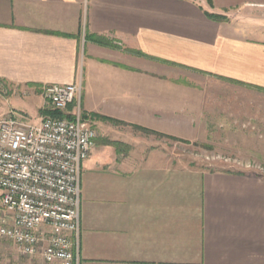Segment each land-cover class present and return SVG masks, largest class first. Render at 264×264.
Wrapping results in <instances>:
<instances>
[{"label":"crops","instance_id":"crops-1","mask_svg":"<svg viewBox=\"0 0 264 264\" xmlns=\"http://www.w3.org/2000/svg\"><path fill=\"white\" fill-rule=\"evenodd\" d=\"M178 69L201 96H264V0H0V94L81 82L98 131L79 264H264V180L179 165L140 131H184Z\"/></svg>","mask_w":264,"mask_h":264},{"label":"built area","instance_id":"built-area-1","mask_svg":"<svg viewBox=\"0 0 264 264\" xmlns=\"http://www.w3.org/2000/svg\"><path fill=\"white\" fill-rule=\"evenodd\" d=\"M83 85H48L42 97L52 111L26 122L10 110L0 116V241L19 256L45 264H79L81 172L98 131L81 108Z\"/></svg>","mask_w":264,"mask_h":264},{"label":"rangeland","instance_id":"rangeland-1","mask_svg":"<svg viewBox=\"0 0 264 264\" xmlns=\"http://www.w3.org/2000/svg\"><path fill=\"white\" fill-rule=\"evenodd\" d=\"M177 77L187 85L179 88L178 96H186L191 100L186 105L194 106L179 111V128L184 131L177 137L144 129L142 134L182 159L179 165L205 172L250 173L264 180V96H201L202 75L178 69ZM9 95L0 94V116L14 110L32 124L39 121L42 110H50L42 96ZM2 242L8 255H0V264H30L11 244ZM34 264L45 263L34 259Z\"/></svg>","mask_w":264,"mask_h":264},{"label":"trees","instance_id":"trees-1","mask_svg":"<svg viewBox=\"0 0 264 264\" xmlns=\"http://www.w3.org/2000/svg\"><path fill=\"white\" fill-rule=\"evenodd\" d=\"M211 1V0H209ZM210 18H213L215 20H220V17H217V16H212V15H209ZM96 41L100 44H105V45H109L108 42L103 39V38H97ZM74 105H71L69 108H68V111L67 113L65 112H59V111H52V110H48V109H44L41 111V114L43 116H50V117H53V118H60V119H73V116L71 115V113L73 112L74 110ZM84 117L86 118V116L84 115ZM99 119H103V120H107V121H110L112 123H118L117 121L115 120H112V119H109V118H103V117H98ZM145 130V129H144Z\"/></svg>","mask_w":264,"mask_h":264}]
</instances>
